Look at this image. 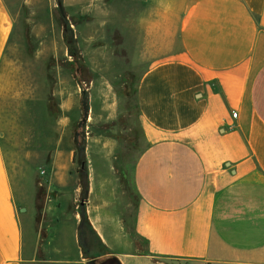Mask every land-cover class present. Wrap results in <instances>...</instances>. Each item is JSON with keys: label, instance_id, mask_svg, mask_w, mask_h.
Masks as SVG:
<instances>
[{"label": "crops", "instance_id": "obj_1", "mask_svg": "<svg viewBox=\"0 0 264 264\" xmlns=\"http://www.w3.org/2000/svg\"><path fill=\"white\" fill-rule=\"evenodd\" d=\"M161 3V14L178 17L180 48L150 65L138 85L147 144L134 167L135 232L144 254L129 247L113 255L123 264L152 257L264 264V0ZM170 28L165 18L147 29L167 44ZM14 30L7 0H0V70ZM38 99L0 101V264L34 261L19 213L25 193L18 198L15 187L24 191L34 173L36 191L44 164L51 170L46 190L57 189V177L67 184L75 163L68 115H54ZM93 178L91 172L89 219L111 247L107 234L117 227L103 215L106 203L93 198Z\"/></svg>", "mask_w": 264, "mask_h": 264}, {"label": "rangeland", "instance_id": "obj_2", "mask_svg": "<svg viewBox=\"0 0 264 264\" xmlns=\"http://www.w3.org/2000/svg\"><path fill=\"white\" fill-rule=\"evenodd\" d=\"M162 0H7L15 30L0 70V101L15 103L38 97L54 115L67 114L69 138L77 160L85 159L105 202V216L116 225L110 246L98 236L87 211L74 163L58 188L46 190L50 169L37 167V190L28 174L23 216L25 253L33 264H101L113 252L144 244L136 238L139 195L135 162L147 144L140 119L138 85L143 72L178 50V17L161 14ZM167 19L174 36L162 44L151 21ZM164 41V39H163ZM67 107L63 110V107ZM36 160H39L38 158ZM65 184V185H63ZM77 185L80 189L77 190ZM137 259V258H136ZM180 259L152 257L133 264H185Z\"/></svg>", "mask_w": 264, "mask_h": 264}, {"label": "trees", "instance_id": "obj_3", "mask_svg": "<svg viewBox=\"0 0 264 264\" xmlns=\"http://www.w3.org/2000/svg\"><path fill=\"white\" fill-rule=\"evenodd\" d=\"M77 161L79 164L77 171L80 174V182L83 186V189H84V192L86 195L89 192V177H88V171H87L86 166H85V164H86L85 159L80 158L79 160H77L76 155H75L74 162H77Z\"/></svg>", "mask_w": 264, "mask_h": 264}, {"label": "water", "instance_id": "obj_4", "mask_svg": "<svg viewBox=\"0 0 264 264\" xmlns=\"http://www.w3.org/2000/svg\"><path fill=\"white\" fill-rule=\"evenodd\" d=\"M102 264H123L118 256L108 257Z\"/></svg>", "mask_w": 264, "mask_h": 264}, {"label": "built area", "instance_id": "obj_5", "mask_svg": "<svg viewBox=\"0 0 264 264\" xmlns=\"http://www.w3.org/2000/svg\"><path fill=\"white\" fill-rule=\"evenodd\" d=\"M233 116H234V117H236V116H237V113H236V112H234V113H233Z\"/></svg>", "mask_w": 264, "mask_h": 264}, {"label": "flooded vegetation", "instance_id": "obj_6", "mask_svg": "<svg viewBox=\"0 0 264 264\" xmlns=\"http://www.w3.org/2000/svg\"><path fill=\"white\" fill-rule=\"evenodd\" d=\"M104 261H105V260H104ZM104 261H102L101 264H102Z\"/></svg>", "mask_w": 264, "mask_h": 264}]
</instances>
